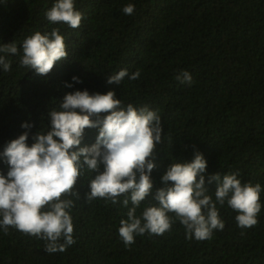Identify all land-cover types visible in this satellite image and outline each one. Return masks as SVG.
Here are the masks:
<instances>
[{
	"label": "trees",
	"instance_id": "obj_1",
	"mask_svg": "<svg viewBox=\"0 0 264 264\" xmlns=\"http://www.w3.org/2000/svg\"><path fill=\"white\" fill-rule=\"evenodd\" d=\"M54 2L0 0V44L13 41L19 51L7 57L10 71L0 66V153L25 131L23 122L34 125L30 144L65 93L115 89L123 104H147L162 119L153 193L171 163L191 161L195 146L207 161L205 186L213 200L216 182L208 176L239 171L242 183L261 185L262 207L251 228L238 227L236 213L217 203L225 227L210 240L187 239L175 220L171 231L137 235L126 247L118 229L127 209L103 199L86 202L92 174L85 170L76 185L81 199L72 197L70 210L76 242L49 254L43 240L0 229V264H264V0H74L82 13L77 29L49 23L45 13ZM128 3L135 6L132 15L122 11ZM53 27L65 38L67 58L47 76L21 67L24 38ZM121 68L139 69L140 77L107 84ZM180 70L191 74L190 85L176 80ZM74 75L82 82H73ZM97 135L98 129H85L80 146ZM6 172L0 156V173ZM149 202L155 203L142 201L137 215Z\"/></svg>",
	"mask_w": 264,
	"mask_h": 264
},
{
	"label": "clouds",
	"instance_id": "obj_2",
	"mask_svg": "<svg viewBox=\"0 0 264 264\" xmlns=\"http://www.w3.org/2000/svg\"><path fill=\"white\" fill-rule=\"evenodd\" d=\"M134 8L128 3L122 11L132 15ZM45 16L51 24L72 29L79 28L82 21L74 0H55ZM21 47L19 65L41 76H47L56 62L69 55L65 38L56 27L26 36ZM0 53V66L8 72L11 61L7 57L19 54L17 44H0ZM140 74L139 69L129 74L128 69L121 68L109 75L106 83L120 85L125 77L137 80ZM175 78L182 84L192 83L187 70H180ZM72 81L82 82L75 75ZM65 86L72 88L73 83L66 82ZM46 118L47 127L31 133L30 144L34 125L23 122L25 131L0 153L7 164L6 175L0 173V229L5 234L14 228L43 240L49 254L66 251L76 242L70 210L75 203L72 197L81 199L76 185L85 170L92 174L84 193L86 202L103 199L122 203L127 209L118 229L126 247L135 243L137 235L171 231L175 220L184 227L187 239L210 240L214 230L225 227L217 203H226L236 213L241 229L257 224L261 185L242 183L239 171L216 172L208 176V183L216 182L213 200L205 186L207 161L195 146L191 161L171 163L160 177L162 186L153 193L151 173L157 167L163 127L160 115L147 104L125 105L115 89L104 93L76 89L65 93ZM93 128L98 129L95 142L80 146L85 129ZM145 200L155 203L149 202L137 215Z\"/></svg>",
	"mask_w": 264,
	"mask_h": 264
}]
</instances>
